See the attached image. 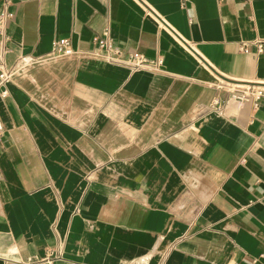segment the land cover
Here are the masks:
<instances>
[{"label": "crops", "instance_id": "obj_1", "mask_svg": "<svg viewBox=\"0 0 264 264\" xmlns=\"http://www.w3.org/2000/svg\"><path fill=\"white\" fill-rule=\"evenodd\" d=\"M7 31L0 264H264V98L211 106L264 82V0H12Z\"/></svg>", "mask_w": 264, "mask_h": 264}, {"label": "built area", "instance_id": "obj_2", "mask_svg": "<svg viewBox=\"0 0 264 264\" xmlns=\"http://www.w3.org/2000/svg\"><path fill=\"white\" fill-rule=\"evenodd\" d=\"M12 0H0V39L2 44L9 39L7 31V23L11 16ZM93 42L99 50L105 52L109 58L118 63L129 66L133 70L142 68H151L154 70L160 69L163 65L164 58L162 55H158L155 58H149L143 52L138 50L123 51L119 48L114 39L108 35L107 32L103 36H95ZM244 50H247V45H243ZM264 48V44L258 42V50L261 52ZM54 50L60 53H71L73 51L71 40L69 38H60L55 42ZM11 70H2L0 72V86L5 85L11 78ZM218 88L225 90L228 93V97L225 99L214 98L212 102V108L223 111L230 101L238 104L252 103L254 107H258L261 99L264 98V82L250 83V82H237L232 81L228 84H219ZM1 94L5 96L7 90H1ZM62 256L61 250L55 252H48L45 256L34 259L28 258L24 264H36L37 262L43 264H54L55 260Z\"/></svg>", "mask_w": 264, "mask_h": 264}]
</instances>
